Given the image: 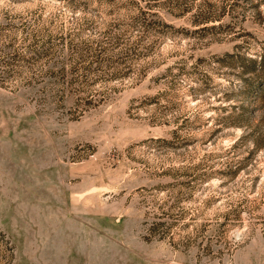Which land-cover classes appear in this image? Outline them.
<instances>
[{
	"label": "rangeland",
	"instance_id": "obj_1",
	"mask_svg": "<svg viewBox=\"0 0 264 264\" xmlns=\"http://www.w3.org/2000/svg\"><path fill=\"white\" fill-rule=\"evenodd\" d=\"M0 264H264V0H0Z\"/></svg>",
	"mask_w": 264,
	"mask_h": 264
}]
</instances>
